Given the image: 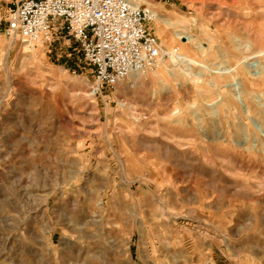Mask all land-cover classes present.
Segmentation results:
<instances>
[{
  "label": "rangeland",
  "instance_id": "374dc122",
  "mask_svg": "<svg viewBox=\"0 0 264 264\" xmlns=\"http://www.w3.org/2000/svg\"><path fill=\"white\" fill-rule=\"evenodd\" d=\"M21 1L0 0V264H264V0H144L166 59L102 94L67 34L4 36Z\"/></svg>",
  "mask_w": 264,
  "mask_h": 264
},
{
  "label": "built area",
  "instance_id": "2783aa9c",
  "mask_svg": "<svg viewBox=\"0 0 264 264\" xmlns=\"http://www.w3.org/2000/svg\"><path fill=\"white\" fill-rule=\"evenodd\" d=\"M8 19L4 36L31 47L51 44L59 33L76 40L94 69L96 94L158 70L167 56L150 31L157 15L144 0H24Z\"/></svg>",
  "mask_w": 264,
  "mask_h": 264
},
{
  "label": "bare ground",
  "instance_id": "6f19581e",
  "mask_svg": "<svg viewBox=\"0 0 264 264\" xmlns=\"http://www.w3.org/2000/svg\"><path fill=\"white\" fill-rule=\"evenodd\" d=\"M157 18H158V15H157ZM177 36H178V39L180 40V41H182V40H185L186 42H183V44L184 45H186V46H191L192 44H195V47L197 48V49H201L202 47H201V44L199 43V41H198V39L194 36V35H189V34H187V33H185L184 31L182 32V31H179L178 33H177ZM14 42V41H13ZM7 55H9L8 53H7ZM177 57L178 58H180V59H183L184 61H186L187 62V64L192 68V67H194L196 64L191 60V59H189V58H187L186 56H184L183 54H179V55H177ZM175 59H176V57H175ZM165 67V66H164ZM158 72V71H157ZM160 73V72H159ZM159 73L157 74V76L159 75ZM169 73H172V72H169ZM262 73V72H261ZM138 76H144V74H132V75H130V76H128L127 78H131V79H135V78H137ZM246 82H244V84H245ZM251 91V90H250ZM254 93V92H253ZM253 93H251V94H253ZM264 95V94H263ZM240 96H242L243 97V92H240ZM245 102H246V100H245ZM244 111L245 112H248L249 114H250V107L247 105L246 106V104L244 105Z\"/></svg>",
  "mask_w": 264,
  "mask_h": 264
}]
</instances>
